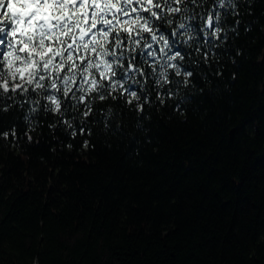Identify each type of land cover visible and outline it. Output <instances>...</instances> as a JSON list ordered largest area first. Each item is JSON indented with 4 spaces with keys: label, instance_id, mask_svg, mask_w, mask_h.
Masks as SVG:
<instances>
[{
    "label": "trees",
    "instance_id": "obj_1",
    "mask_svg": "<svg viewBox=\"0 0 264 264\" xmlns=\"http://www.w3.org/2000/svg\"><path fill=\"white\" fill-rule=\"evenodd\" d=\"M112 1L125 18L114 26L137 41L151 31L144 16L159 29L136 61L179 52L192 75L137 76L87 116L67 101L63 116L41 107L31 124L0 113V264H264V0H189L191 46L157 19L179 0H144L142 14L140 0L123 13ZM75 27L85 45L96 39ZM7 50L22 78L47 54Z\"/></svg>",
    "mask_w": 264,
    "mask_h": 264
},
{
    "label": "clouds",
    "instance_id": "obj_2",
    "mask_svg": "<svg viewBox=\"0 0 264 264\" xmlns=\"http://www.w3.org/2000/svg\"><path fill=\"white\" fill-rule=\"evenodd\" d=\"M175 2L176 0H173V3ZM190 2L197 4L198 0H190ZM203 2L204 0H200L201 4ZM132 3H136V0H132ZM217 3L221 8L224 7V0H217ZM179 5L177 9L161 14L157 19L167 28L172 29L174 33L184 29L180 33V38L185 44L191 46L196 35L186 21L195 18L192 14L196 12V9L189 7V0H179ZM82 6L87 9V13L81 10ZM143 6L144 0H140L138 11L141 14ZM164 6L172 7L169 3H165ZM131 7L132 4L121 0V13L128 12ZM157 7L160 5L157 4ZM8 8V0H0V36L5 38L7 36L6 29L11 25L13 19ZM176 11L181 13V18L174 20ZM85 15H87L85 23L88 26L96 24V27L92 29L96 32V39L88 41L87 45L80 38L82 34L79 32V28L75 27L78 19L84 21ZM69 16L72 19L65 16L67 27H65L64 21H61L59 25L64 31V35L58 41H52L53 47L60 51H57L55 55L48 52L44 55L43 60L34 54L37 67L23 78L19 72L13 76L8 69L7 60L0 58V113L14 111L18 114L22 111L24 113L23 120L31 124L34 121L30 120V117L40 112L41 107L44 112H50L54 116H63L66 111H69L65 107L67 101L72 105V111H80L79 105H84L87 111L82 112L81 116H87L92 111L93 105L109 101V98L111 101H116L118 95H123L121 89L124 85L129 84L130 81L139 82L136 80L137 76L155 75L159 77L157 84H160L161 80L166 84L169 66L176 77H183L185 84L189 82L188 78L192 73L183 71L180 64L175 63L177 60L183 61L184 59L179 52L174 55H167L165 52L164 56H167V61L164 64H161L164 56H161L154 64H150L147 58H144L142 63L135 60V53L137 51L143 53L145 45L151 47L149 37L159 31L151 17H143V21L151 31L145 34L142 29L138 28L137 34L140 39L137 41L135 36L127 34L123 28H119L118 25L114 26L115 20L112 18L118 16L122 20V15L116 13L114 9L97 10V6L91 0L87 4H84L83 0H75V2L69 0ZM220 16L221 13L217 12L216 19H219ZM52 23L55 25L56 21H52ZM174 23L177 25L175 28H173ZM101 28L110 30L105 33L100 31ZM88 35H91V32ZM84 39L87 40L88 37L85 36ZM126 40L129 41L128 44L124 43ZM168 40L169 38L164 32H159L157 42L164 43ZM2 43L3 41H0V44ZM41 52L43 54V50ZM130 55L133 59L129 61ZM19 62L17 61V63ZM46 64L47 67H45ZM145 65H148L152 71H148ZM157 65L161 67L159 72L156 71ZM126 90L124 89V91ZM134 98L136 97L134 96ZM109 110L111 111V109ZM68 124L71 126V120L68 121Z\"/></svg>",
    "mask_w": 264,
    "mask_h": 264
},
{
    "label": "rangeland",
    "instance_id": "obj_3",
    "mask_svg": "<svg viewBox=\"0 0 264 264\" xmlns=\"http://www.w3.org/2000/svg\"><path fill=\"white\" fill-rule=\"evenodd\" d=\"M69 0H67L68 2ZM86 4L89 0H85ZM92 3L94 0L91 1ZM9 8L8 12L13 17L11 25L6 29V32L11 35H17L23 42H28L26 39L29 37V33H34L39 45L44 46L45 32H51V28L48 27L50 14L42 12L40 4L35 5L34 0H8ZM14 5V8H13ZM41 17L42 19L40 20ZM87 15L84 20L86 21ZM48 27V28H47ZM44 31L43 35H40V31ZM1 38V36H0ZM14 57L11 56L10 64L13 68L12 61Z\"/></svg>",
    "mask_w": 264,
    "mask_h": 264
},
{
    "label": "snow or ice",
    "instance_id": "obj_4",
    "mask_svg": "<svg viewBox=\"0 0 264 264\" xmlns=\"http://www.w3.org/2000/svg\"><path fill=\"white\" fill-rule=\"evenodd\" d=\"M5 55H8V54H5ZM5 87H7V85L5 84Z\"/></svg>",
    "mask_w": 264,
    "mask_h": 264
},
{
    "label": "water",
    "instance_id": "obj_5",
    "mask_svg": "<svg viewBox=\"0 0 264 264\" xmlns=\"http://www.w3.org/2000/svg\"><path fill=\"white\" fill-rule=\"evenodd\" d=\"M231 136H232V132H231Z\"/></svg>",
    "mask_w": 264,
    "mask_h": 264
}]
</instances>
